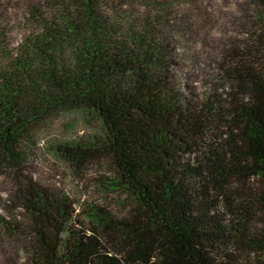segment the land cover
Instances as JSON below:
<instances>
[{"label":"trees","instance_id":"trees-1","mask_svg":"<svg viewBox=\"0 0 264 264\" xmlns=\"http://www.w3.org/2000/svg\"><path fill=\"white\" fill-rule=\"evenodd\" d=\"M119 2L37 0L0 29V264H264V0L223 101L181 85L166 16ZM39 154L105 198L39 183Z\"/></svg>","mask_w":264,"mask_h":264},{"label":"rangeland","instance_id":"rangeland-1","mask_svg":"<svg viewBox=\"0 0 264 264\" xmlns=\"http://www.w3.org/2000/svg\"><path fill=\"white\" fill-rule=\"evenodd\" d=\"M136 13H152L167 17L163 32L169 38L179 59L177 76L183 87L199 98L214 94L221 101L230 99L235 90L224 70L231 64L232 54L239 53L247 43L248 35L240 6L244 0H116ZM37 0H0V29L7 32L12 43L27 15L28 6ZM232 67V65H231ZM94 126V125H93ZM95 129L98 127L95 125ZM77 134H83L82 122L77 124ZM32 176L44 186L68 192L88 201L101 202L102 195L72 179L67 171L39 154L30 166ZM105 174L92 168L85 175L89 184ZM5 179L0 178V200L5 198ZM85 195V197H84ZM112 200L108 199L106 204Z\"/></svg>","mask_w":264,"mask_h":264}]
</instances>
